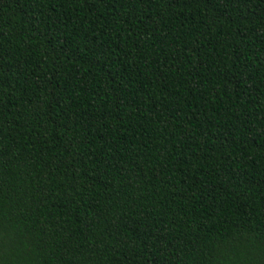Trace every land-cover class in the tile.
<instances>
[{
  "label": "trees",
  "instance_id": "16d2710c",
  "mask_svg": "<svg viewBox=\"0 0 264 264\" xmlns=\"http://www.w3.org/2000/svg\"><path fill=\"white\" fill-rule=\"evenodd\" d=\"M0 264H264V0H0Z\"/></svg>",
  "mask_w": 264,
  "mask_h": 264
}]
</instances>
